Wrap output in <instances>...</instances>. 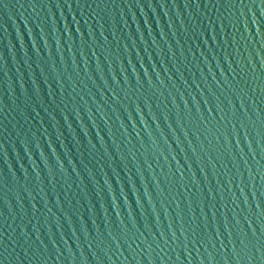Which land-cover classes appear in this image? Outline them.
I'll use <instances>...</instances> for the list:
<instances>
[{
	"label": "water",
	"instance_id": "95a60500",
	"mask_svg": "<svg viewBox=\"0 0 264 264\" xmlns=\"http://www.w3.org/2000/svg\"><path fill=\"white\" fill-rule=\"evenodd\" d=\"M0 264H264V0H0Z\"/></svg>",
	"mask_w": 264,
	"mask_h": 264
}]
</instances>
